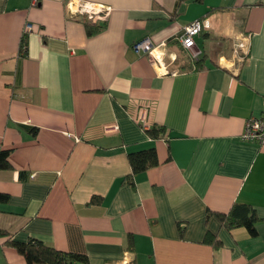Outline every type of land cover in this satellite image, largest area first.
I'll return each instance as SVG.
<instances>
[{
    "label": "crops",
    "instance_id": "crops-1",
    "mask_svg": "<svg viewBox=\"0 0 264 264\" xmlns=\"http://www.w3.org/2000/svg\"><path fill=\"white\" fill-rule=\"evenodd\" d=\"M66 1L0 0V149L13 168L0 171V230L89 264H264V147L240 137L264 107V0H80L108 10L90 37ZM199 19L194 58L179 37ZM144 38L161 68L134 52ZM155 125L167 136L149 138ZM150 147L157 166L125 182L127 153ZM234 204L255 210V237L207 216ZM0 264H26L2 238Z\"/></svg>",
    "mask_w": 264,
    "mask_h": 264
},
{
    "label": "trees",
    "instance_id": "trees-1",
    "mask_svg": "<svg viewBox=\"0 0 264 264\" xmlns=\"http://www.w3.org/2000/svg\"><path fill=\"white\" fill-rule=\"evenodd\" d=\"M189 0H175L176 5ZM200 2L202 0H194ZM88 37L93 36L104 28L103 23H91L88 20H82ZM25 35V34H24ZM26 50L25 36L21 38L20 51ZM198 62V61H197ZM34 132V130H32ZM146 134L151 139H159L167 136V131L162 126H152L146 130ZM9 150L0 149V171L12 170L9 162ZM127 161L130 167V173L123 179L125 182L133 185V177L157 166V155L155 149L150 147L134 152L127 153ZM8 195L0 192V205L7 203ZM91 202H99V198L93 197ZM213 215L221 228L231 231L235 228H245L251 237L257 234L256 224L260 220L255 210L248 205L234 204L228 213L208 212ZM0 238L4 239V245L13 248L26 264H89V259L85 254L64 252L51 246L45 245L42 241L30 238L25 242H19L11 239L5 231L0 230ZM203 242L210 244L214 248L220 245L215 236L206 233ZM126 247L129 251L133 249V238L127 236ZM134 264V263H131Z\"/></svg>",
    "mask_w": 264,
    "mask_h": 264
},
{
    "label": "built area",
    "instance_id": "built-area-1",
    "mask_svg": "<svg viewBox=\"0 0 264 264\" xmlns=\"http://www.w3.org/2000/svg\"><path fill=\"white\" fill-rule=\"evenodd\" d=\"M65 5L69 13L76 16H85L91 23H96L97 21L103 22L108 13V10L104 8V6L94 5L80 0H67ZM208 26L209 24L205 20H195L184 27L183 33L179 37L181 46L185 50L191 52L194 58L199 54L198 50L192 52V50L196 48L195 37L199 35L202 29L208 28ZM31 28V25H26L25 31L31 30ZM241 37L242 40H239L238 37L234 39V52L241 50L243 53L247 49V43L245 42L247 37ZM158 47L159 46L153 45L148 38L135 42L132 46L135 53L146 54L153 65L161 68L163 64L161 63V52L158 50ZM240 137L244 142H251L260 147H264V107H262L260 116L250 117L246 120Z\"/></svg>",
    "mask_w": 264,
    "mask_h": 264
}]
</instances>
